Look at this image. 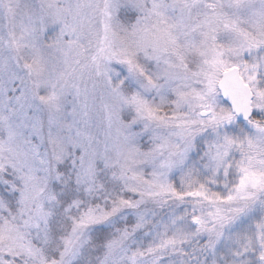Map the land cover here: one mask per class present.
<instances>
[{"label":"snow or ice","instance_id":"snow-or-ice-1","mask_svg":"<svg viewBox=\"0 0 264 264\" xmlns=\"http://www.w3.org/2000/svg\"><path fill=\"white\" fill-rule=\"evenodd\" d=\"M0 264H264V0H0Z\"/></svg>","mask_w":264,"mask_h":264}]
</instances>
